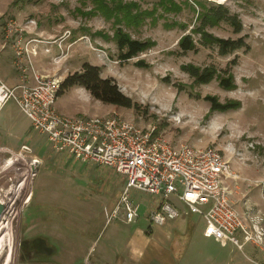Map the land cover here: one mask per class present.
Returning <instances> with one entry per match:
<instances>
[{
  "label": "rangeland",
  "instance_id": "rangeland-1",
  "mask_svg": "<svg viewBox=\"0 0 264 264\" xmlns=\"http://www.w3.org/2000/svg\"><path fill=\"white\" fill-rule=\"evenodd\" d=\"M121 1H136L141 10L152 9L156 2ZM175 1L182 4L177 13L165 12L159 16L163 11L158 6L154 21L148 16L141 24H122L131 37L154 41L151 48L125 61H119L118 47L112 38L121 24L116 21L119 17L95 11L86 14L94 8L90 0H0V24L6 17L20 24L30 19L35 21L32 23L35 31L43 37L66 38L62 42L67 48L66 55L58 64L52 59L57 52L55 46L50 53L40 52L33 57L38 72L66 76L79 71L87 61L99 65L102 77H113L120 91L139 104L135 109L103 103L83 87L85 97L78 85H73L57 97L54 106L58 112L66 117L115 112L140 125H156L167 141L177 145L180 142L197 147L215 146L226 154L230 168L237 169L241 175L237 182L246 191V204L264 215V0L204 1L206 5L224 4L228 13L236 14L241 21L242 30L237 33L224 21L205 29L224 38L242 37L249 45L248 49L240 48L225 55L215 45L200 44L197 34H193L195 50H179L178 39L191 33L198 20L195 21L196 12L183 5V0ZM171 20L185 23L186 27H166L164 23ZM64 31L67 35H63ZM137 60L143 65H136ZM12 62L11 49L1 46L0 37V78L8 85L20 80ZM185 64L212 67L216 74L205 84L195 83L182 68ZM45 67L49 70L44 71ZM218 70L231 71L235 84L232 89L219 85ZM166 77L168 81L163 80ZM206 95H214L220 101L236 99L240 106L234 110L211 111L204 99ZM17 107L14 100L8 99L0 109V224L5 225L0 264L7 257L8 264H18L24 215L30 224L29 234L38 232L56 244L54 258L59 262L76 264L83 258L90 264H106L108 259L102 258L106 251L109 262L118 257L125 264H143L131 262L127 243L138 229L143 232L150 229L146 213L154 197L141 191L134 193L140 208L139 217L133 222H125L121 211L108 217L118 199L114 189L105 192L107 189L101 188V173L107 166L73 160L67 165L59 163L56 159L60 157L49 151L46 136L33 131L30 120ZM35 157L41 163H32ZM29 191L31 196L27 199ZM190 215L197 230L191 236L188 233L180 237L184 240L181 245L186 254L184 264H264V242L245 243L240 250L229 241L221 245L212 237H203L202 220L197 214ZM152 230L151 237L156 239L165 227L152 225Z\"/></svg>",
  "mask_w": 264,
  "mask_h": 264
},
{
  "label": "built area",
  "instance_id": "built-area-1",
  "mask_svg": "<svg viewBox=\"0 0 264 264\" xmlns=\"http://www.w3.org/2000/svg\"><path fill=\"white\" fill-rule=\"evenodd\" d=\"M32 23L35 21L29 19L20 24L6 17L0 24L1 46L11 49L20 79L8 85L0 78V109L8 99L14 100L30 120L31 129L46 136L54 154L108 166L120 174L124 186L108 217L121 211L125 222L135 221L139 204L134 193L141 191L157 198L147 215L151 223L160 225L176 218L180 205L186 212L200 215L205 221L204 234L222 245L229 241L240 250L245 243L264 242L262 212L250 205L237 210L230 200L225 180L241 177L232 171L223 150L208 144L177 145L167 141L156 125H140L115 112L74 117L58 112L54 105L63 76L38 72L33 57L50 53L55 46L52 59L58 64L66 55L62 44L66 38L43 37ZM32 163H41V159L35 157Z\"/></svg>",
  "mask_w": 264,
  "mask_h": 264
},
{
  "label": "trees",
  "instance_id": "trees-1",
  "mask_svg": "<svg viewBox=\"0 0 264 264\" xmlns=\"http://www.w3.org/2000/svg\"><path fill=\"white\" fill-rule=\"evenodd\" d=\"M86 0H82L85 2ZM93 2V10H87L86 14H91L95 12H100L101 14L109 16H118L117 23L119 24L114 31L113 40L116 44L118 50L119 61L128 60L140 52L151 48L154 45V41L151 39H136L131 37V35L125 31L122 24L126 26L141 24L144 19L148 16L152 17V21L155 20L154 12L157 11L156 8L161 7L163 14H158L159 16H164L165 12L177 13L182 9V4L176 2L175 0H156L155 7L150 10L139 9L137 2L128 1L123 2L121 0H90ZM205 0H193L190 3L188 0H183V5L187 6L195 13V21L198 20V24H194L191 28V33L183 34L177 41L178 48L182 52L195 50L196 41L193 38V34L198 35V40L200 44L218 47V52L222 55L231 53L234 50L244 48L248 49L249 45L244 42L242 37L236 38H224L221 36H215L211 32L205 30L207 26H216L220 21L226 22L231 25L234 33L240 32L241 21L236 14H229L227 7L222 3H215L206 5ZM198 8V9H197ZM116 18V17H115ZM166 27L179 26L180 28L186 27L185 23H181L175 20L166 21L164 23ZM235 59L232 63H235ZM136 65L142 66L143 62L137 60ZM182 68L193 78L195 83H206L216 74V70L212 67L199 68L196 65L185 64ZM101 67L99 65H94L87 61L83 62L81 69L79 71H74L68 73L65 78H63L60 84V90L58 96L61 95L65 90L73 85H78L84 87L90 95L107 104H112L116 106H123L128 108L138 109L139 104L133 101L129 96L125 95L120 91L115 79L111 76L102 77ZM163 80L168 81L167 77ZM218 83L225 89H232L235 84L233 82V74L230 70H224L223 72L218 70ZM209 104L211 111H227L234 110L240 106V101L233 99L228 101H220L214 95H206L204 97Z\"/></svg>",
  "mask_w": 264,
  "mask_h": 264
},
{
  "label": "crops",
  "instance_id": "crops-1",
  "mask_svg": "<svg viewBox=\"0 0 264 264\" xmlns=\"http://www.w3.org/2000/svg\"><path fill=\"white\" fill-rule=\"evenodd\" d=\"M14 69L16 70L15 66H14ZM43 70L46 71L49 69L47 67H45V68H43ZM16 76H17V73H16ZM63 77H65V76H63ZM17 78H18V76H17ZM78 89H79V91H81V94H83L85 96L86 92L83 91L85 89L81 86H78ZM48 145H49V151H51L50 144L48 143ZM55 155L60 157L56 160H58V162L63 164V165H67L68 161H70V160H73L75 162L78 161L80 163L83 162L80 160H76L70 156H66L64 154H55ZM83 163H88V162H83ZM238 163L239 162L236 159L235 164H238ZM88 164H92V163H88ZM232 171L236 174L238 173L237 169H232ZM101 174L103 177L101 179V183H100L102 185L101 188H103V187L106 188L107 190H105V192L111 191L112 189H114V194H115V196H117V199H118V196H119V194H120V192L124 186L123 177L122 176L119 177L117 175L118 173L115 172L112 168L111 169H110V167L108 168V166L104 167V172ZM240 177H241V175H240ZM237 179H234L231 177V178H227L225 180V182H227V184L229 185V188H230L229 196H230L231 202L233 203L235 208H236V204L237 205L239 204V207L236 209L241 210L244 208L245 205H247L246 202H247L248 196L245 195L246 191H244L242 189L243 186H241L240 183L237 182ZM231 187H233V189H234V192H233L234 197L233 198L231 196V192H232ZM138 195L139 194H137V196ZM134 200L139 204L138 199H136L134 197ZM156 201H157V198L154 196V199H152L148 203V208H147L148 210L146 213L147 215H148L150 209H152L156 205ZM115 204L113 205L110 213L114 209ZM139 208H140V204H139ZM107 214H109V213H107ZM190 214H195V213L186 212L181 206L179 216H177L174 219H169V220L165 221L163 224H160L161 226L165 227V230H163L162 232H158L156 239L151 237L153 232H154L152 230V225H159V224L151 223L149 221L147 215H146V218L149 221V226L147 228H150V229L149 230L147 229V231H145V232H143L142 229L141 230L138 229L137 232H135L134 236H131L129 238L128 243H127L128 255H129L131 262L132 261H134V262L142 261L143 264H153V263H155V264H184L186 254H185V249H183L181 247L184 240L181 239L180 237L185 236L188 233H190V236H191L197 230L195 220L192 219V216ZM197 216L202 220V222L204 224V227L201 230L203 237H206V238L212 237V236H207L204 234L205 221L203 220V218L200 215L197 214ZM212 239H213V237H212ZM167 245H168V247H167ZM169 245H170V247H169ZM102 258H105L106 260L108 259V263H106V264H125L124 260H122L121 258H118V257L114 258L113 263H112V261L109 262L110 258H109V256L106 255V251H104V255L102 256ZM88 264H90V263L88 262Z\"/></svg>",
  "mask_w": 264,
  "mask_h": 264
},
{
  "label": "flooded vegetation",
  "instance_id": "flooded-vegetation-1",
  "mask_svg": "<svg viewBox=\"0 0 264 264\" xmlns=\"http://www.w3.org/2000/svg\"><path fill=\"white\" fill-rule=\"evenodd\" d=\"M0 237L1 247L2 242L5 239L1 235ZM54 250L55 248L52 242L48 240V238L40 236L38 232H30V234L29 232H27V234L22 235L21 231L18 245V264H64L54 258V254L51 253V251L54 252ZM7 261L8 257L3 261V263L8 264ZM76 264H88V262L84 261V259L82 258Z\"/></svg>",
  "mask_w": 264,
  "mask_h": 264
},
{
  "label": "water",
  "instance_id": "water-1",
  "mask_svg": "<svg viewBox=\"0 0 264 264\" xmlns=\"http://www.w3.org/2000/svg\"><path fill=\"white\" fill-rule=\"evenodd\" d=\"M1 212H2V206H1V204H0V214H1ZM24 216H25V215H24ZM24 216H23V218H22V222H23V224H22V229H21V231H22V235L27 234V231H28L29 228H30V224H27V222H25L26 219H25ZM39 235H40V236H43L42 234H39ZM45 238H47V237H45ZM52 244H53L55 250H54V252L51 251V253L55 254V253L57 252V246H56V244H54V243H52Z\"/></svg>",
  "mask_w": 264,
  "mask_h": 264
},
{
  "label": "bare ground",
  "instance_id": "bare-ground-1",
  "mask_svg": "<svg viewBox=\"0 0 264 264\" xmlns=\"http://www.w3.org/2000/svg\"><path fill=\"white\" fill-rule=\"evenodd\" d=\"M214 1H215V0H214ZM217 1H221V2H222V1H224V0H217ZM34 162H35V160H34ZM31 174H32V173H31ZM27 180H28V179H27ZM25 182H26V181H25ZM25 182L22 183V185H23L22 187H24ZM30 196H31V191L28 192V197H27V199H29ZM26 201H27V200H26ZM0 218H1V217H0ZM2 223H3V222H2ZM2 223H1V224H2ZM1 224H0V225H1ZM4 228H5V225L2 224V225L0 226V235L2 234ZM3 240H4V239H3ZM0 243H1V239H0ZM5 262H6V261H5Z\"/></svg>",
  "mask_w": 264,
  "mask_h": 264
}]
</instances>
